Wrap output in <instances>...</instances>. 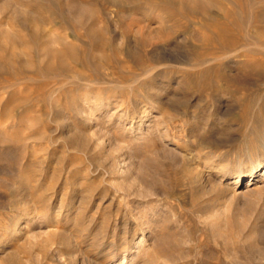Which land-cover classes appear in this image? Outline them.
I'll return each instance as SVG.
<instances>
[{
    "label": "rangeland",
    "instance_id": "1",
    "mask_svg": "<svg viewBox=\"0 0 264 264\" xmlns=\"http://www.w3.org/2000/svg\"><path fill=\"white\" fill-rule=\"evenodd\" d=\"M180 1L0 0V257L158 264L160 248L166 264H264V144L244 134L264 118V23L247 55L215 38L214 10ZM61 57L113 75L62 94L72 72L46 70Z\"/></svg>",
    "mask_w": 264,
    "mask_h": 264
},
{
    "label": "bare ground",
    "instance_id": "2",
    "mask_svg": "<svg viewBox=\"0 0 264 264\" xmlns=\"http://www.w3.org/2000/svg\"><path fill=\"white\" fill-rule=\"evenodd\" d=\"M167 5H170L171 7L174 5V4H176L177 3V0H163ZM176 2V3H175ZM180 2H182V0L180 1ZM183 2L186 4V6H183V7H186V10H193V12H194V10H208L209 12L211 11L212 12V10H214V12L216 13L215 15H217V16H219V17H221V18H223V21L225 20L226 22H223L224 24H221V22H219V23H217V24H221L218 28H219V34L218 35H215V38L218 36V39L220 40V41H222V42H226V41H232L233 43V45H235L234 43H238V44H240V45H242L243 46V48H244V50L246 51V52H248L247 53V55H250V53L251 52H257V51H259V49H257V50H251V49H253L252 48V46H255V45H252V46H250L251 44H252V38H251V36L250 35H248V32H250V31H252L253 29H255V30H259L258 32H256V31H253V32H255V35H256V33L258 34L259 32L261 33V31L262 30H260L261 29V26L262 25H260V24H262V23H264V0H183ZM179 3V2H178ZM14 4V3H13ZM133 4V3H132ZM173 4V5H172ZM23 5V4H22ZM178 5V4H177ZM181 5V4H180ZM175 7H176V5H174ZM25 7H26V5H25ZM55 7H56V5H55ZM59 7V6H58ZM57 8V7H56ZM60 8V7H59ZM61 9V8H60ZM134 9V8H133ZM14 10H24V8H22V7H15L14 8ZM27 10V9H26ZM52 10V9H51ZM59 10V9H58ZM237 10H239V12L237 11ZM254 10H256V11H254ZM29 12V11H28ZM28 12H25V11H17L16 13H19L18 14V17L19 18H21V19H23V21H28L29 19L31 20L32 18H34V15H30ZM80 12V11H79ZM211 12L209 13V15L212 17V19L213 20H217V19H214V17H213V15L211 14ZM32 14V13H31ZM58 13H56V15H57ZM85 14V13H84ZM61 15H63V14H61ZM84 16V15H83ZM58 17V16H57ZM63 17V23L61 24L62 26H63V28L64 27H67V28H72V30H73V34H74V37L77 39V41H82V43H84L83 42V40H84V38H86L85 36H87L88 38H86V39H88L89 40V42H90V44H92L91 42L92 41H90L91 40V37L89 36V34H86V33H81V31H78V28H79V26L80 25H83V23L81 22V23H79V24H77L76 23V21L75 22H72L71 20H69V18L67 17V14L66 15H63L62 16ZM71 18V17H70ZM220 18V19H221ZM222 20V19H221ZM44 21V20H43ZM43 21H42V23H43ZM49 21V20H48ZM211 21V20H210ZM62 22V21H61ZM96 22V21H95ZM229 22H231L232 23V25H234L235 26V29H237V31L238 32H240L239 33V35L237 36V37H234V35H230L229 34V32L230 31H234L233 29H230V27H229V25L231 24V23H229ZM45 23V22H44ZM93 23H94V21H93ZM97 23V22H96ZM96 23H95V25H96ZM46 25V24H45ZM206 26V25H205ZM49 27V26H48ZM216 27V26H215ZM263 27H264V25H263ZM260 28V29H259ZM65 30H67V29H65ZM80 30V29H79ZM93 30V29H92ZM102 30V29H101ZM244 30H246V34H245V31ZM104 30H102V32H103ZM244 31V32H243ZM83 32V31H82ZM105 32V31H104ZM251 33V32H250ZM259 33V34H260ZM236 34V33H235ZM253 35H254V33H253ZM254 35V36H255ZM258 36H260V35H258ZM262 37V36H261ZM254 38V37H253ZM95 39V38H94ZM58 40V39H57ZM211 40H212V37H211ZM214 41V40H213ZM58 42V41H57ZM63 42V41H62ZM70 42V41H69ZM73 42H75V41H73ZM102 42V41H101ZM101 42H97V44H99V43H101ZM58 43H61L60 41L58 42ZM77 43V42H76ZM81 43V42H80ZM81 43V44H82ZM86 43V42H85ZM95 43H96V41H95ZM103 43V42H102ZM227 43V42H226ZM225 43V44H226ZM61 44H64V42L63 43H61ZM65 44H66V42H65ZM78 44V43H77ZM87 44H88V42H87ZM89 44V45H90ZM97 44H93V46L94 45H97ZM103 44H105V42L103 43ZM228 44V43H227ZM231 44V45H232ZM76 45V44H75ZM231 45H230V47H231ZM233 45H232V49H233ZM239 45V46H240ZM81 46V45H80ZM79 46V47H80ZM85 46V45H84ZM99 46V45H98ZM102 46H104V45H102ZM73 47V46H72ZM95 47H97V46H95ZM229 47V48H230ZM235 47H237V45H235ZM259 48H262V49H264V47L262 46V45H259L258 46ZM68 48L69 47H67V45L66 46H64L63 48L61 47L60 48V50L61 49H64V53L65 52H68ZM78 49V47H75V48H70V49H72V51H75V50H77ZM102 48V47H101ZM81 49V48H80ZM83 49V48H82ZM98 49H99V47H98ZM104 49V48H103ZM228 49V48H227ZM239 49H240V47H239ZM85 50V49H84ZM84 50H82L81 51V53L84 51ZM95 50H97V49H95ZM238 50V49H237ZM242 50V49H241ZM241 50H239L240 52H241ZM61 51H63V50H61ZM60 51V52H61ZM72 51H71V56H74L73 54H75V53H78V52H73V54H72ZM94 51V50H93ZM230 51H232V50H230ZM238 51V52H239ZM261 51V50H260ZM264 51V50H263ZM262 51V52H263ZM56 52V51H55ZM55 52H54V54H55ZM79 52H80V50H79ZM85 52V51H84ZM87 52V51H86ZM88 52H90V51H88ZM87 52V53H88ZM95 52V51H94ZM101 52V51H100ZM59 55H60V53H59V51L57 52ZM62 53V52H61ZM81 53H80V56H81ZM91 53V52H90ZM242 53V52H241ZM261 53V52H260ZM66 54V53H65ZM65 54H64V57H65ZM68 54H70V52H68ZM83 54H85V53H83ZM92 54V53H91ZM94 54V53H93ZM62 55H63V53H62ZM61 55V56H62ZM77 55V54H76ZM86 55V57L88 58V56H87V54H85ZM54 56H56V55H54ZM67 56V55H66ZM235 56V55H234ZM60 57V56H59ZM63 57V56H62ZM62 57H61V62L59 63V64H57L56 65V67H55V65H54V69H53V65L52 66H48L47 68H46V70H48L47 72H49L50 71V69H52V71L54 70V71H56L55 72V74H52V75H50V72H49V75H48V73H46L45 75H48L47 77H50L51 78V76H52V78H55V77H57V78H66V80H67V78H68V76L71 74H69V75H67V72L69 71V72H72V77L73 78H69V82H70V79H71V82L69 83L68 81L66 82V83H69L70 85L69 86H71V88H69V89H66V88H62V87H59V89L61 90V89H63L62 90V94H63V92H66L67 94H68V92H72V91H75V90H79V88H81V85L83 86H85V85H87L88 87L90 86H93L92 84L93 83H100V82H102V80H104V78L106 77L105 75H110V76H112L113 75V73L111 72H104V70H103V73H102V71L101 72H99L100 70H99V68L98 67H95V68H98V69H95L94 71H92L91 70V72L89 73H86V72H84V71H82L81 69H78L77 67H73L72 65H69V62L71 61H69L68 62V64H66L67 62L66 61H68V60H66L67 59V57H65L66 59H65V61H63V59H62ZM74 57H76V56H74ZM225 57V56H224ZM230 57V56H229ZM57 58V57H56ZM72 58V57H71ZM80 58V57H79ZM94 57H92V59H93ZM232 58H233V56H232ZM58 59V58H57ZM95 59V58H94ZM97 59V58H96ZM228 59H230V58H228ZM82 60H86V59H83V57L81 58V61ZM89 60H91V58H89ZM99 60L100 59H98V63L97 64H99ZM102 60V59H101ZM79 61V59L77 60V62ZM93 61V60H92ZM92 61H90V63L92 62ZM57 62V61H56ZM65 62V63H64ZM103 62V61H102ZM50 63V62H49ZM55 63V62H54ZM79 63V62H78ZM88 63H89V61H88ZM123 63V62H122ZM227 63H234V61L233 60H229V61H227ZM240 63V62H239ZM82 64H84V63H82ZM115 64V63H114ZM124 64V63H123ZM79 65V64H78ZM85 65H86V62H85ZM93 66L95 65L94 63L92 64ZM47 66V65H46ZM88 66V65H87ZM92 66V67H93ZM96 66V65H95ZM116 66V65H115ZM118 66V65H117ZM86 67V66H85ZM103 68H105L104 67V64H103V66H102ZM88 68H90V66H88ZM94 68V67H93ZM92 68V69H93ZM43 69H45V68H43ZM91 69V68H90ZM89 69V70H90ZM107 69H109L108 67H107ZM99 70V71H98ZM110 70V69H109ZM115 70H116V68H115ZM262 70V69H261ZM45 70H43V72H44ZM106 71V70H105ZM58 72V73H57ZM68 72V73H69ZM148 73H149V71H147ZM114 74H115V72H114ZM115 76V75H114ZM119 76V75H118ZM61 78V79H62ZM63 78V79H64ZM134 78H136V77H133V79ZM49 79V78H48ZM60 79V80H61ZM74 79V80H73ZM75 79H76V81H75ZM107 79V78H106ZM115 79V78H114ZM51 80V79H50ZM54 80V79H53ZM132 80V79H131ZM59 80H57V82H58ZM64 81V80H63ZM111 81H113V80H111ZM123 81H124V79H123ZM129 81V80H128ZM133 81V80H132ZM134 82V81H133ZM133 82H131V83H133ZM53 83V82H52ZM98 83V84H99ZM62 84V83H61ZM60 84V85H61ZM64 84V83H63ZM94 84V85H95ZM125 84V83H124ZM100 85V84H99ZM48 86V85H47ZM59 86V85H58ZM69 86H67V87H69ZM97 86V85H96ZM57 87V86H56ZM66 87V86H65ZM90 89V88H89ZM58 91V90H57ZM68 91V92H67ZM83 91V90H82ZM84 92V91H83ZM89 92V91H88ZM78 93V92H77ZM50 94V93H49ZM65 94V93H64ZM83 96V95H82ZM97 97V96H96ZM68 98V97H67ZM98 102V101H97ZM65 103V102H64ZM72 103V102H71ZM74 103V102H73ZM61 106V105H60ZM75 106V105H74ZM73 106V107H74ZM62 107V106H61ZM66 107H67V105H66ZM61 109V108H60ZM59 109V110H60ZM257 109V113L258 114H262V113H264V107H259V108H256ZM65 111V110H64ZM76 111V110H75ZM256 111V110H255ZM249 117V116H248ZM252 118V117H251ZM255 118V117H254ZM144 120H145V123L143 124V125H145V124H148L146 121H149L150 120V118H149V116L148 115H146L145 117H144ZM260 121H261V124H262V126L260 127V130H258V131H254L253 130V128H252V130L253 131H250V130H246L248 133H245L244 131V134L246 135V134H255V135H252V136H250V142H252V143H250V144H253L254 142V144H256L257 142H259V143H261V144H264V118L261 120L260 119ZM250 122V121H249ZM254 122V121H253ZM242 124V123H241ZM258 125V124H257ZM244 126V125H243ZM245 127H247V126H245ZM244 128V127H243ZM78 129V128H77ZM246 129V128H245ZM241 131V130H240ZM243 132H241V133H243ZM244 134L243 135H241L242 136V138H244L245 136H244ZM247 136V135H246ZM248 147V146H247ZM253 147H251L249 150L250 151H253ZM186 159V158H185ZM196 159V158H195ZM191 160H193L192 159V157H190L189 159H187V160H184L185 162L187 161L188 163L191 161ZM193 163V162H192ZM192 163L190 164V165H192ZM196 165V164H195ZM192 166H194V165H192ZM223 169H228L227 168V166H223L222 167ZM255 169H257V170H261L262 171V169L264 168V158L263 159H260L259 161H257V163L255 164V167H254ZM189 171H190V169H189ZM201 172H196L194 175V177H193V181H195V180H202V175L200 174ZM253 173H255V170L254 171H251L249 174H248V176H252V174ZM234 178L236 179V183H238V182H241V177H240V174H236V175H234ZM194 183V182H193ZM40 191H41V189H40ZM39 192V191H38ZM38 197V196H37ZM26 210V209H25ZM29 214H30V212L29 211H24L21 215H19L17 218H16V224H19L21 221H23L24 219H26L28 216H29ZM2 222V221H1ZM16 235H17V231L15 230L13 233H12V237H10V240H12V239H14L15 237H16ZM131 249V248H130ZM134 249V246L132 247V251H134L133 250ZM164 249V248H163ZM5 253L7 252V251H4ZM7 254V253H6ZM150 254V253H149ZM166 253H165V251L164 250H162V249H156V250H154L153 251V253H152V257H151V259H156V261L158 260V264H166L165 262H161V261H159L161 258H163V256H166L165 255ZM151 255V254H150ZM150 255H149V257H150ZM15 259V256L13 255V253L12 254H9V255H4V257H0V263H4V264H12V261ZM154 261V260H153ZM15 262V261H14ZM17 262V261H16ZM13 264H16V263H13Z\"/></svg>",
    "mask_w": 264,
    "mask_h": 264
}]
</instances>
